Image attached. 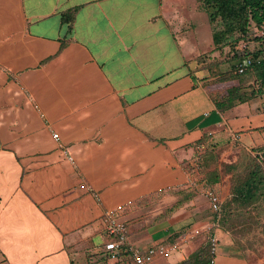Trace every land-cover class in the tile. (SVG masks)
Here are the masks:
<instances>
[{
    "label": "crops",
    "instance_id": "1",
    "mask_svg": "<svg viewBox=\"0 0 264 264\" xmlns=\"http://www.w3.org/2000/svg\"><path fill=\"white\" fill-rule=\"evenodd\" d=\"M219 26L202 0H0V264L107 257L115 209L127 248L180 243L150 264L213 221L216 264H264V91L197 67Z\"/></svg>",
    "mask_w": 264,
    "mask_h": 264
},
{
    "label": "trees",
    "instance_id": "2",
    "mask_svg": "<svg viewBox=\"0 0 264 264\" xmlns=\"http://www.w3.org/2000/svg\"><path fill=\"white\" fill-rule=\"evenodd\" d=\"M204 9L211 13L212 21H219L220 26L214 30L213 41L214 50L223 52L227 47L234 48L242 40L251 39L255 36L254 28L264 29V0H202ZM73 11L63 14L64 22L71 23L73 20ZM261 41L260 48L246 53L241 56L240 65L235 73H225L222 77H215V82H225L234 80L239 75L246 72L253 74L255 83L259 85V92L264 91V35L257 37ZM216 57L211 53H206L198 58L199 60L208 59L214 61ZM245 60L248 64L246 69L241 72L240 69L244 65ZM237 88H232L235 91ZM235 98V94L231 95V99ZM179 204L170 207L168 211L176 208ZM107 258L111 259L108 251ZM124 250H120L117 256L118 260ZM125 254H130L128 251ZM212 253L209 244L189 255L183 261L177 264H210ZM113 260V261H115Z\"/></svg>",
    "mask_w": 264,
    "mask_h": 264
},
{
    "label": "built area",
    "instance_id": "3",
    "mask_svg": "<svg viewBox=\"0 0 264 264\" xmlns=\"http://www.w3.org/2000/svg\"><path fill=\"white\" fill-rule=\"evenodd\" d=\"M247 64L248 61L245 60L244 65L240 69L241 72L245 71V65ZM54 137L56 140H59V135L57 133H54ZM68 158L69 160L73 161V157L71 155H68ZM200 161L201 158L199 156H196L192 160V165L196 172L200 170ZM193 184H197V179L193 181ZM87 189L93 191V188L91 186H87ZM202 192L208 198L212 210L215 213H218L221 208V196L216 188L212 185H206L202 187ZM104 224L105 231L110 236V238L105 241L104 248L106 251H108L111 259L113 260L117 259L119 251L125 248L130 252L135 264H150L157 256H170L171 253L173 251H176L180 246L179 242H175L169 245L160 244L150 247L147 250H142L141 248L132 246L127 248L126 243L128 241V225L118 218L117 209L108 211L106 213ZM217 228V221H213L210 224L206 225L203 229L207 238V244H209L212 253L210 264H216V257L220 240L217 234ZM201 232L202 231L200 230H194L192 235L191 233L189 235H184L183 240L189 237H194Z\"/></svg>",
    "mask_w": 264,
    "mask_h": 264
},
{
    "label": "rangeland",
    "instance_id": "4",
    "mask_svg": "<svg viewBox=\"0 0 264 264\" xmlns=\"http://www.w3.org/2000/svg\"><path fill=\"white\" fill-rule=\"evenodd\" d=\"M255 36H253L251 39L242 40L236 45L234 48L227 47L223 52L219 53V56L214 59V61H208V59L199 60L197 63V67L201 68L202 70H206L210 74H212L215 77H222L225 73H235V70L240 65L241 56H243L246 53L253 52L260 48L261 41L257 40V37H260L264 35V29H258L254 28ZM242 85L244 83L249 82L250 80H253V83H255L253 74L251 72H246L242 75H239L237 78ZM253 84L250 85L252 87ZM252 234L251 241H247V245L250 247V249H253L257 252V248H259V251L261 250L263 244L259 243V241H256V234ZM240 244V243H239ZM258 251V252H259ZM257 252V253H258ZM174 254V253H173ZM97 261H92V257L89 256L88 260L85 264H129V260L124 259L122 261L113 262L107 259V257L103 254H96Z\"/></svg>",
    "mask_w": 264,
    "mask_h": 264
}]
</instances>
